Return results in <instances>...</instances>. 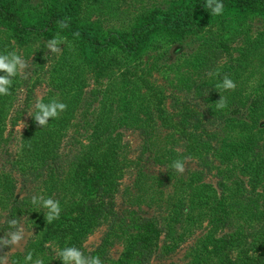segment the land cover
<instances>
[{"label": "trees", "instance_id": "16d2710c", "mask_svg": "<svg viewBox=\"0 0 264 264\" xmlns=\"http://www.w3.org/2000/svg\"><path fill=\"white\" fill-rule=\"evenodd\" d=\"M221 2L224 5L221 16L229 10L264 16V0H221ZM114 3L115 0H52L46 9L37 13L28 12V17H24L9 7L8 0H0L1 34L7 40L11 36L22 39L30 34L44 35L53 39L59 33L61 37L67 38V43L59 46L60 64L54 68L58 81L55 86L62 88L69 86V91L75 93L90 86L88 107L94 101L104 107V101L112 102L116 97L112 92L117 91L118 100L123 104L121 106L123 113L119 118L122 121L132 120L140 134H144L143 126L148 122V117L142 118L141 114L149 113L150 120H153L155 114L163 122L174 121L169 125L175 128L180 140L184 138L190 140L184 145L187 154L197 156L202 152L212 151L221 162L229 159L231 165L220 169V173H223L222 178L230 181L229 184L221 180L218 182L221 194L226 188L230 190L232 196H236L240 189H246V195L242 194L243 199L233 201L229 206L237 204L233 212L238 211L244 215L246 222L254 221L257 226L256 229L246 227V240L239 251L243 258L241 263L264 264V193L257 192L258 188L264 191V88L260 87L261 91L252 92L246 101L229 100L227 111L231 115L227 116L224 111L216 108L215 99L206 94L216 88L215 85L221 83L225 75L230 78L233 75L224 72L225 66L221 68L217 66L222 57H230L227 61H230V65H236L231 55L230 36L216 37L209 33L214 28L212 26L217 24V21H214L217 15H212L211 10L205 8L206 0H177L171 6L169 4L165 10L153 7L144 9L140 13L128 14L124 18L133 21V24L123 29L110 28L104 31L89 22L93 14L103 20L104 16L114 13ZM62 20H67L68 27L63 29L59 27L58 21ZM201 30L209 31L210 37L201 40L192 48L191 54L184 61L178 64L172 62L166 66L174 68L175 77L170 79V83L192 94L193 101L191 98H182L183 102H179L178 99H176L178 101L173 100L171 109L179 112L177 117L166 111L161 99L152 107L150 103L152 99L142 96L140 79L134 76L135 72L131 71L129 64L146 47L158 55L163 53L162 40L157 39L153 34L171 39L174 35L198 34ZM77 32L78 37L74 35ZM6 46L7 44H3L0 40V54L11 52L5 50ZM36 52L41 60L47 57L44 56L41 48ZM184 66H189L191 71H183ZM85 73L90 76L84 75ZM198 73L204 74V78H199ZM0 75L5 73L0 72ZM77 99L78 97L69 99L67 110L61 117L50 119L44 127L39 126L35 121L33 116L35 110L29 127L19 141L18 169L27 176H23L24 180L44 176L43 197L52 198L57 191L56 185L47 182L48 179L56 184L55 177L62 178L65 175L69 180L68 185H63L58 191L62 192V195L58 194L59 198L62 197L59 200L61 212L58 219L47 223L45 220L47 210L39 208L42 207L40 204L30 205L34 223H38L36 231L38 238L31 246L32 256L43 251L44 243L54 244L52 240L57 242L59 250L66 247L77 248L80 237L100 221L106 224L107 231L103 234L102 242L89 254H103L110 231L116 228L117 223L122 222L120 214L115 209V193L118 191L120 176L119 148L115 138L110 137L109 134L104 136V131H101L102 135H98V130L108 128L103 118L101 123L100 117L94 121L96 123L92 125L89 143L75 142L74 137H70L68 143L71 144V148L60 147L68 124L67 115L77 108L74 105ZM6 100L7 95H0V141L3 139L1 120ZM191 102L193 106L203 102L206 107L202 111H197L194 107H190ZM134 108L139 111L132 113L131 110ZM230 120L233 122L232 126L238 128L239 133L243 135L228 143H225L226 139L221 138L222 143L218 144L215 140L217 133L213 137L207 127L227 126ZM189 128L193 130L191 133L187 131ZM142 140L148 141L147 136L142 137ZM244 176H246V184H244ZM194 177L196 178V173L192 174L191 179L186 183L190 200L200 206L212 204V207H216L219 201L216 192L213 189L208 190L211 185L205 183L194 185L192 183ZM0 182L3 183V187H12L8 175H0ZM58 184L61 183L57 182V188ZM10 194L9 199H13L15 197L13 191H10ZM22 202V199L15 197L14 201L8 204L10 206L8 213H12ZM172 218L178 220L176 217ZM132 219H139L135 225L140 227V233L122 252L118 263H115V260L112 264H129L133 256L136 257L133 264H146L152 246L158 244L161 236L169 252L179 244L177 241L180 240L181 234H178L177 241L174 242L176 227L170 222H165V219L162 218L161 221L144 217ZM241 236L238 229L226 233L222 231L219 237H212L213 243H205V248L208 249L211 245L213 249L208 250L221 256L224 264H238L239 260L232 255V246ZM42 261L44 262L45 259Z\"/></svg>", "mask_w": 264, "mask_h": 264}, {"label": "rangeland", "instance_id": "374dc122", "mask_svg": "<svg viewBox=\"0 0 264 264\" xmlns=\"http://www.w3.org/2000/svg\"><path fill=\"white\" fill-rule=\"evenodd\" d=\"M51 1L8 0L9 7L24 17H28V12L37 13L46 9ZM175 1L177 0H115L113 4L114 13L104 16L105 19L103 20L96 18V15L93 14L89 22L104 31L110 28L123 29L127 25L133 24V21L124 18L128 14L140 13L144 9L153 7L165 10L169 4L171 6ZM217 17L214 19L217 24L211 21L215 25L212 26L214 27L211 29L212 32L201 30L198 34L174 35L171 39L153 34L157 39L162 40L164 49H161V52L163 53L158 55L155 51L146 47L138 57L131 61L129 67L132 72H135L134 76L140 79L142 96L152 99L150 102L152 107H154L155 102H159V99H161L163 100L162 106L166 111L177 117L179 112L171 109L173 100L183 102V99L191 98V101H193L192 94L180 88L178 89L170 83V79L175 77L174 68L171 69L166 66L172 62L178 64L184 61L191 54L192 48L197 46L201 40L210 37L209 33L214 34L216 37L230 36V39H232L231 55L236 65H230V61H227L230 60V57L224 56L225 58L222 57L217 66L219 68L225 66L224 72L233 73L231 79L235 82L236 88L235 90L214 88L206 94L212 96L215 103L221 98V95L226 97L228 107L229 100L241 99L246 101V98L252 92H255V90L261 91L260 87L264 88V35H262V32H264V16L229 10L223 16ZM1 29L0 26V40L3 44H7L5 50L16 51L27 62L28 67L24 69L27 78L20 74L11 78L10 95H7L6 104L3 108V118L1 120L3 121L1 125L3 139L0 141V175H8L11 179L9 184L12 185V187H3V183L0 182V199H5L0 200V238H3L9 232L15 231V228L10 227L9 224V221L12 220L19 222L25 235L19 246L0 247V257H7L6 261L0 259V264H25V257L28 253H32L31 246L38 238L36 234L38 223H34L30 205L34 194L38 197L45 194L43 183L45 178L40 175L36 179L26 178L27 180H24V177L27 176L23 175L18 169L17 154L19 141L31 122L32 115H29V113L33 114L35 112L34 105L38 97L47 102L57 98L65 104H68L69 99L73 100L74 97H78L74 101L77 108L67 115L68 124L62 136L61 148H71V144L68 143L70 137H74L75 142L89 143L92 125L96 123L94 121L98 117H100L99 122L101 123L103 118V122L105 121V125L108 127L106 130L102 128L98 130V135H102L101 131H104V136L109 134L110 137L115 138L119 148L120 176L118 191L115 193V209L120 214L119 217H121L122 222L117 223L116 228L110 231L105 241V253L103 254L90 255L89 253L102 242L103 234L107 231L106 224L100 221L99 224L87 229L76 245L85 256H99L102 264H112L115 260V263H118L122 252L140 233V227L135 225L136 222H139V219L132 218L144 217L155 218L157 221H161L160 219L163 218L165 222L174 225L176 227L174 242L177 241L178 234H181L179 236L180 240L177 241L179 244L170 252L167 251L165 244L162 242L163 236H161L158 244L152 246L151 255L146 264H224L221 256L214 254L212 250H208L209 248L213 249L211 245L208 249L205 248V243H213L212 237H219L222 231L226 233L235 229H238L242 236L239 241L234 242L232 255L239 260L238 264H242L241 260L243 258L239 251L246 240V227L256 229L257 226L254 221L246 222L244 215L238 211L233 212L237 204L229 206L233 201H241L243 199L242 194L246 195V189H240L236 196H232L228 188L221 194L218 182L221 180L223 183L229 184L230 181L222 178L223 173H220V169L231 165L229 159L221 162L216 153L212 151H209V153L202 152L201 155L197 154V156L187 154L184 145L187 140L188 143L190 140L186 138L180 140L175 128L169 125L174 121L167 120L163 122L155 114L153 120H150L149 113L141 114L142 118L148 117V122L146 126H143L144 134H140L132 120L122 121L119 118L120 114L123 113L121 108L123 104L122 101L118 100L119 94L117 91L112 92L116 95L112 102L104 101L105 108L96 101L88 107L90 86L78 92L76 91V93L72 90L69 91V86L65 88L55 86L58 81L54 68L60 64V61L59 53H52L46 46L48 40L52 39L51 37L30 34L22 39L11 36L6 40L1 34ZM38 48H41L44 56L47 55L43 60L36 52ZM114 65L116 68V64ZM182 70L191 71L189 66L182 67ZM84 75L90 76L88 73ZM117 75L118 73H116ZM197 76L204 78V74L198 73ZM107 100L111 99L107 98ZM192 103L189 104L190 107H194L197 111H202L206 107L203 102H199L200 104L196 106H193ZM227 107L221 109L226 116L231 115L228 113ZM86 108L87 110H85ZM131 111L135 113L139 110L134 108ZM62 113L57 118L61 117ZM21 121L24 122L25 127L18 131L17 126ZM232 123L230 120L227 126L220 128L212 126L207 127V129L213 137L217 133L215 140L218 144L222 143L221 138L226 139L227 142L225 141V143H228V141L239 139L243 135V133H239L238 128L232 126ZM187 131L191 133L193 130L189 128ZM144 135L148 138L146 142L142 140V137H145ZM142 147L145 148L142 149ZM178 159L185 162L183 174L171 167L173 161ZM195 173L196 178H192L194 185L205 183L211 185L208 190L213 189L216 192L217 201H219L216 207H212V204L200 206L190 200L189 188L186 183ZM55 178L56 184L51 179H48L47 182L56 185L57 191H55L52 198L59 201L62 197L59 198L58 194L62 195V192L58 191L63 185H68L69 180L65 175L62 178L58 176ZM243 179L245 180L244 184H246V176ZM57 182L61 183L58 184V188ZM261 190V188H258L257 192L264 193ZM10 191H13V196L23 200L12 213H8L10 208L8 204L13 202L15 197L9 199ZM172 217H176L178 220ZM222 220L228 221L224 222ZM51 242H54V244L44 243L43 251L34 254L33 261L28 262V264H34V261L38 258L45 259L43 264H63V261L57 258V252L59 251L56 245L57 242L55 240ZM135 258L133 256L129 264H133Z\"/></svg>", "mask_w": 264, "mask_h": 264}, {"label": "clouds", "instance_id": "9594fccd", "mask_svg": "<svg viewBox=\"0 0 264 264\" xmlns=\"http://www.w3.org/2000/svg\"><path fill=\"white\" fill-rule=\"evenodd\" d=\"M206 9L211 10L212 15H222L224 5L221 0H206ZM61 29L68 27L67 20L58 21ZM75 36H79V33H74ZM67 43L66 37H61L57 33L53 39L48 40L47 48L52 53H59L61 51L60 45ZM70 46V45H69ZM28 67L27 62L16 51L8 52L7 54H0V72H4L5 75H0V95H10V87L12 85V77L20 74L27 78L24 73V69ZM219 74V73H217ZM220 90H235V82L227 75L223 77L221 83L216 85ZM36 112L34 116L35 121L39 126H46L50 119L57 118L61 112L67 110V104L59 101L57 98H53L48 103H44L43 99L38 97L34 105ZM227 107L226 97L221 95V98L216 102L217 109H223ZM29 115H32L29 113ZM25 127L23 121L17 126V130L21 131ZM171 167L177 172L183 174L185 171V162L183 160H175L171 164ZM32 204H40L43 208L47 209L45 213V220L47 223H51L55 219L59 218L61 208L58 200L53 198H45L43 196H32ZM10 227L15 228V231L7 233L3 238H0V247L4 246H19L20 241L24 238V229L19 225L17 220L9 221ZM58 257L63 261V264H102L99 256H85L84 253L76 247H66L57 252ZM6 261L7 257H0ZM33 261L32 253H28L25 257V264ZM34 264H43L41 259H36Z\"/></svg>", "mask_w": 264, "mask_h": 264}]
</instances>
